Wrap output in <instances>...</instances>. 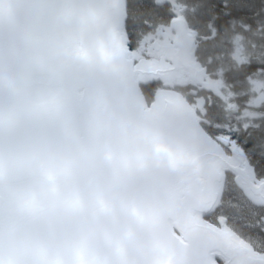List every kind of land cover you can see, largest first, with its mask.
<instances>
[{"label": "water", "instance_id": "obj_1", "mask_svg": "<svg viewBox=\"0 0 264 264\" xmlns=\"http://www.w3.org/2000/svg\"><path fill=\"white\" fill-rule=\"evenodd\" d=\"M121 1L81 0L75 31L69 40L55 42L54 60L45 72L66 92L62 111L72 131L118 165L130 151L133 170L128 173L119 167L113 186L92 211L94 224L71 242L58 235L63 225L44 233L34 222L15 216L6 220L0 213V264H186L194 253L190 246L173 243L179 237L169 222L173 228L191 229L198 239L211 234L194 224L192 213L210 211L220 202L216 183L224 179L220 167L226 163L196 150L176 104L167 102L154 117L140 113L137 70L120 36ZM170 27L175 34L171 68L189 69L195 62L196 37L180 16L172 18ZM4 39L0 32V47ZM86 69L94 83L83 78ZM5 70L9 77L18 72L15 64L0 63V72ZM112 102L119 105L124 127L121 117L111 111ZM114 135L128 142L113 148L108 141ZM189 171L201 184L197 190L183 191ZM238 177L253 195L264 189V180L254 183L245 169ZM233 249L238 259L243 258L239 245Z\"/></svg>", "mask_w": 264, "mask_h": 264}, {"label": "clouds", "instance_id": "obj_2", "mask_svg": "<svg viewBox=\"0 0 264 264\" xmlns=\"http://www.w3.org/2000/svg\"><path fill=\"white\" fill-rule=\"evenodd\" d=\"M80 3L0 0V63L18 68L14 77L0 72V213L44 233L63 225L58 235L70 242L92 227L98 198L119 175L115 160L72 131L62 111L66 92L36 76L54 60L55 42L71 38Z\"/></svg>", "mask_w": 264, "mask_h": 264}, {"label": "trees", "instance_id": "obj_3", "mask_svg": "<svg viewBox=\"0 0 264 264\" xmlns=\"http://www.w3.org/2000/svg\"><path fill=\"white\" fill-rule=\"evenodd\" d=\"M174 1L182 4L185 9H191L197 4L202 6L197 17L186 11L185 18L189 28L198 35L195 61L207 74V88L197 93L199 102H195V99L186 94L191 86L177 87L175 90L194 106L195 111L200 114L198 117L205 125L210 122L212 127L219 126L224 129L230 127L242 131L248 125L264 124V109L246 105V101L249 98L251 100L246 85L248 79L254 74H259L264 81V3H261V0H249L252 7L247 11L235 5L225 7L219 0ZM139 2L144 7L134 17L138 26L131 30L133 50H138L140 42L146 35L154 33L160 26H169L174 17L168 1L156 3L155 0H139ZM243 41L249 47L244 54L245 61L240 62L234 55V47L243 44ZM253 50L255 51L252 52ZM139 88L147 104H150L155 91L164 86L157 80L140 83ZM244 109L249 110L252 115L245 117V124L242 123ZM239 202V199H230L226 196L224 207L232 208L236 205V208ZM219 215L212 213L208 219L215 221ZM227 224L239 232V225L235 224L233 219L229 218Z\"/></svg>", "mask_w": 264, "mask_h": 264}, {"label": "snow or ice", "instance_id": "obj_4", "mask_svg": "<svg viewBox=\"0 0 264 264\" xmlns=\"http://www.w3.org/2000/svg\"><path fill=\"white\" fill-rule=\"evenodd\" d=\"M261 3H264V0H261ZM143 7L139 0H125V14L120 23L127 37L124 43L129 52L133 51L131 30L138 26L134 17ZM82 76L90 83H94L90 79L88 69L82 73ZM110 107L113 114L121 117V126L124 127L125 121L118 103L112 102ZM196 115H200L198 111ZM196 123L203 129L214 150L226 163V166L220 169L224 177L219 192L220 203L201 215V220L211 233L207 238L198 239L196 234L188 228H173L179 236V240H173V243L179 248L190 246L192 249L194 254L189 255L186 264H264V245L258 243V241H264V204H254L246 195L244 188L237 182V176L242 168L251 169L252 174L258 179L264 177V124L248 125L241 131L230 127L228 129L212 127L210 122L205 125L202 120H197ZM127 142V139L121 135H114L108 141L113 148H119ZM119 167L128 173L133 170V154L130 151H126L121 157ZM226 196L230 199H239L240 209L225 208ZM212 213L220 214L215 221L207 219ZM221 217L224 224H227L228 219L231 218L235 224L239 225L237 235L247 245L243 258L237 259L231 248L225 244L220 231L217 230L221 224ZM249 217H255V221H250ZM232 231L236 232L237 229L233 228Z\"/></svg>", "mask_w": 264, "mask_h": 264}, {"label": "rangeland", "instance_id": "obj_5", "mask_svg": "<svg viewBox=\"0 0 264 264\" xmlns=\"http://www.w3.org/2000/svg\"><path fill=\"white\" fill-rule=\"evenodd\" d=\"M168 1L171 10L174 14V16H180L182 18H185V13L190 12L192 14H195L197 17L200 13L202 6L201 4L195 5V7L191 9H185V7L174 1V0H164ZM210 2V0H208ZM220 3L225 5H235L236 7H239L241 10H247L250 11L252 5L250 4L249 0H219ZM189 27V26H188ZM189 31L196 37V40L198 38V35L196 32L189 28ZM245 45L240 43L236 47H234V55L237 59H240V62H242L245 59V51H248L249 45L245 41H243ZM249 43V42H248ZM175 48V34L172 31L170 26H160L158 27L154 33L146 35L142 41L139 44L138 50H136L139 54V58H148L150 60H155L160 63H163L165 66L170 65V56L174 52ZM253 50L252 52H254ZM242 59V60H241ZM245 61V60H244ZM158 77V80L163 84L164 88L167 89H174L179 87H185V86H191L188 88V91L186 94L188 96H191L193 99H195V102H199V98L197 96V93L199 90H203L207 88L206 86V78L207 74L205 70L195 61L193 65L189 69L184 68H178V69H167L162 70L156 75ZM153 77V76H151ZM151 79V78H150ZM246 84V83H245ZM249 96H251V100L246 101L247 106L255 107V108H262L264 109V81L261 79V76L259 74H254L251 78L248 79L247 84ZM183 96V95H182ZM184 97V96H183ZM185 98V97H184ZM186 99V98H185ZM187 101V100H186ZM201 101V100H200ZM203 102V101H202ZM196 104V103H195ZM201 104V103H200ZM191 108L194 109V106L190 105ZM244 108V107H243ZM195 110V109H194ZM242 123L245 124L246 116H252L249 110H242ZM203 110L201 113L203 114ZM191 115L194 120H200V118L196 115V111L194 114V111L191 109ZM248 120V117H247ZM245 126V125H244ZM223 139H227V137H223ZM243 169V168H242ZM250 177L253 178L254 183H260L261 180L264 179H258L256 176H254L251 172V169L246 170ZM237 182L240 184L242 188H244V191L246 195L249 197V199L254 204H264V189L262 190L260 195H253L248 190L247 186L245 185L244 181L237 176ZM236 206V205H235ZM233 206L231 209L233 210H239L241 205L239 202V205L235 208ZM208 219V217H207ZM209 220V219H208ZM250 221H255V217H249ZM224 229H231L232 228L228 224L223 223V218L221 217V224L220 226ZM219 226V227H220ZM234 232V231H233ZM237 234V232H235ZM239 236V235H238ZM179 237V236H178ZM261 245H264V241H258ZM232 252L234 255L235 253L234 249H232ZM238 259V257H237Z\"/></svg>", "mask_w": 264, "mask_h": 264}, {"label": "bare ground", "instance_id": "obj_6", "mask_svg": "<svg viewBox=\"0 0 264 264\" xmlns=\"http://www.w3.org/2000/svg\"><path fill=\"white\" fill-rule=\"evenodd\" d=\"M19 2H27V0H19ZM123 9H124V0L121 1V18H123L124 16ZM120 36L122 38L125 47L124 42L127 38L124 35V32L121 28H120ZM126 56L134 64V68L137 70L135 77L137 83L158 80V77L154 75H156L162 70H167L171 68L170 65L165 66L163 63H160L155 60H150L148 58H139V54L136 50L129 52L128 49L126 48ZM147 72H149V74ZM36 76L41 79L46 78L50 81H53L57 83V85L61 89H63V87L59 84V82L56 81L55 77L45 71L36 73ZM137 101H138L139 111L145 117H154L160 114V112L164 109V106L167 102L176 104L182 112L188 137L190 138L196 150L198 152H206L211 156H219L217 152L214 150L211 141H209L207 136L205 135L203 129H201L199 125L196 123L197 120L193 119L191 115V109L193 111L194 109L191 108L190 104L186 101V99L182 96V94L179 91L174 89L159 88L155 91L153 95V100L150 104H147L140 94H138L137 96ZM224 166H226V164L222 165L220 169ZM251 179L253 180L252 177ZM222 182H223V178L221 181L216 183V191L218 192V195L222 187ZM200 184L201 181L199 180V177L193 171H189L187 180L184 182L182 186V190L183 191L197 190L200 187ZM203 213L204 212L194 211L192 213L193 221L196 226L208 230V227L205 226L204 221L201 220V215ZM169 224L170 227L173 229L171 222H169ZM222 226L223 225H221L217 230L220 231L221 235L223 236L225 244L229 248H231V250L235 245H239L244 253V250L247 247L245 241L240 239V237L231 229H224L222 228Z\"/></svg>", "mask_w": 264, "mask_h": 264}]
</instances>
